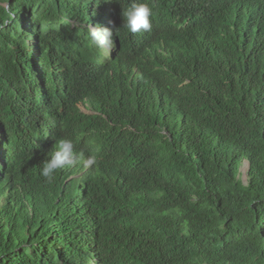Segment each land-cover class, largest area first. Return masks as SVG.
<instances>
[{
    "label": "trees",
    "instance_id": "obj_1",
    "mask_svg": "<svg viewBox=\"0 0 264 264\" xmlns=\"http://www.w3.org/2000/svg\"><path fill=\"white\" fill-rule=\"evenodd\" d=\"M173 1L185 21L169 57L121 88L80 78L69 106L49 95L63 108L56 122L96 145L82 184L74 166L40 175L52 146L23 147L39 85L26 60L38 47L48 66V52L73 48L71 5L0 0V264H264V0H219V14L195 16ZM32 15L37 45L15 36L20 23L32 31ZM243 161L249 182L234 197Z\"/></svg>",
    "mask_w": 264,
    "mask_h": 264
},
{
    "label": "clouds",
    "instance_id": "obj_2",
    "mask_svg": "<svg viewBox=\"0 0 264 264\" xmlns=\"http://www.w3.org/2000/svg\"><path fill=\"white\" fill-rule=\"evenodd\" d=\"M183 1L192 7L193 16L197 15L198 10L219 14V0ZM64 2L71 5L65 22L69 26L66 31L74 35V45L72 49L66 45L69 52L59 47L56 53L48 52V66L36 57L40 52V48L37 51L38 47L32 50L26 60L36 69L33 72V86L36 89V85H39L36 90L37 104L33 108L35 110L31 115L27 114L24 124L23 131L28 137L25 138L26 145L23 147H53L49 158L40 167V175L46 180L50 181L58 170L74 166L79 171L74 178L85 184L83 175L94 172L93 167L97 160L95 155L90 154L96 145L91 144L88 139L80 138L75 129L56 122L55 117L62 116L63 108L58 103L57 108L51 110L50 93L57 92L60 99L69 106L71 86L79 82L80 78H101L102 85L113 89L126 86L140 73V64L150 65L156 57L170 56L171 53L166 52V44L176 34L177 29L179 30L178 25L184 23L185 13L180 4L173 0H59L57 7ZM234 2L254 9L258 0ZM172 16H176L178 20H173ZM27 20L32 24L30 27L33 26L32 31L23 28L20 23L15 36L20 39L27 37L34 45L40 44L34 16ZM65 55L70 63L66 68L63 66L56 69L57 65L64 63L62 56ZM161 81L167 82L164 79ZM79 106L82 111L88 112L83 104L80 103ZM5 132V127L2 129L0 126L2 142L7 139ZM243 163L244 161L235 166L231 175L235 187L229 184L237 194L249 181L250 166L246 177L240 170L237 173L235 171L237 167L242 168ZM127 170L131 172L128 168ZM226 187L228 189L227 180ZM157 199L158 196H153L148 200L156 204Z\"/></svg>",
    "mask_w": 264,
    "mask_h": 264
},
{
    "label": "rangeland",
    "instance_id": "obj_3",
    "mask_svg": "<svg viewBox=\"0 0 264 264\" xmlns=\"http://www.w3.org/2000/svg\"><path fill=\"white\" fill-rule=\"evenodd\" d=\"M240 170V168L238 169V167H237V169H235V171H236V173H237V171H239ZM244 179H243V177H242V181H243ZM228 182V181H227ZM247 182H249V181H247ZM246 185L247 184H245V187H246ZM241 186H242V184H241ZM235 187V185H233V188ZM243 187V186H242ZM232 194L234 195V197L235 196H237V195H239V194H237L235 191H232ZM240 198V197H239Z\"/></svg>",
    "mask_w": 264,
    "mask_h": 264
},
{
    "label": "bare ground",
    "instance_id": "obj_4",
    "mask_svg": "<svg viewBox=\"0 0 264 264\" xmlns=\"http://www.w3.org/2000/svg\"><path fill=\"white\" fill-rule=\"evenodd\" d=\"M240 172H242V173H243V176L246 177V173H244V172L242 171V169H240Z\"/></svg>",
    "mask_w": 264,
    "mask_h": 264
}]
</instances>
